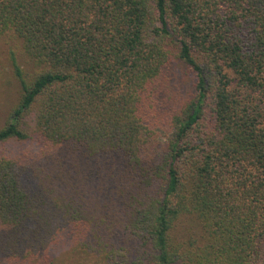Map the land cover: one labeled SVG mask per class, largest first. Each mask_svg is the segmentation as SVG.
I'll return each instance as SVG.
<instances>
[{"label":"trees","instance_id":"16d2710c","mask_svg":"<svg viewBox=\"0 0 264 264\" xmlns=\"http://www.w3.org/2000/svg\"><path fill=\"white\" fill-rule=\"evenodd\" d=\"M2 37L33 64L13 58L0 128L2 241L35 264L64 232L95 264H264V0H0ZM174 60L194 94L162 114Z\"/></svg>","mask_w":264,"mask_h":264},{"label":"rangeland","instance_id":"374dc122","mask_svg":"<svg viewBox=\"0 0 264 264\" xmlns=\"http://www.w3.org/2000/svg\"><path fill=\"white\" fill-rule=\"evenodd\" d=\"M20 41L11 40L8 37L0 38V128L4 125L10 108L18 101L20 97V86L15 76L13 75V58L25 69H31L33 64L30 59L24 55ZM18 45L19 48L16 46ZM18 48V49H17ZM13 57H12V56ZM169 77L161 79L163 90L161 92V99L163 100L162 114L173 113L174 110L180 108L187 103L189 99L193 98V81L194 74L181 62L174 60V62L166 70ZM160 116V112L157 113ZM166 116V115H165ZM167 116L164 122L158 128L160 140L166 142L173 137L174 131L171 130L170 120ZM35 142L29 143H13L9 146L11 153L17 158L25 160L30 159V153L36 154L38 151ZM32 168L30 170L34 174L36 169V160H32ZM49 164H45L44 168H48ZM49 169V168H48ZM26 174H29L27 171ZM43 175H46L43 173ZM29 181L35 183L32 177L29 176ZM189 228H182V238H188L191 234H196V227L193 222L188 224ZM64 235L56 236V242L49 241L44 248L39 252L43 254L46 249L55 256L54 264H95L96 259H88L83 253L81 245H75ZM20 248V247H18ZM42 256V255H41ZM39 262V258L28 261L23 253H16L14 245L2 241L0 237V264H35Z\"/></svg>","mask_w":264,"mask_h":264}]
</instances>
